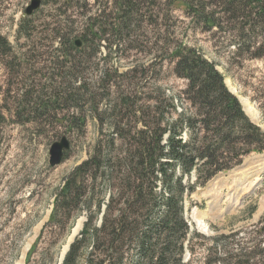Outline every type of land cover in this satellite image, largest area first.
<instances>
[{"label":"rangeland","instance_id":"1","mask_svg":"<svg viewBox=\"0 0 264 264\" xmlns=\"http://www.w3.org/2000/svg\"><path fill=\"white\" fill-rule=\"evenodd\" d=\"M31 1L0 0V36L12 50L8 57L0 54V264H26L56 195L100 140L106 144L114 138L105 149L123 154L128 142L116 130L124 137L140 130L146 104H162L166 123L189 109L183 93L188 81L175 73L176 48H196L214 63L246 114L264 130L251 100L264 91V59H254V50L247 49L252 33L243 26L252 16L243 0H42L27 15ZM54 34L79 39L81 47L63 46L69 55L60 56ZM74 58L77 67L70 68ZM59 73L69 86L53 84L61 81ZM75 77L85 83L79 91L73 90L80 84L72 82ZM53 92L66 100L60 98L34 121L19 123L30 118L25 107L17 116L22 94L35 101ZM63 136L71 147L52 167L50 147ZM263 201L264 152L251 153L188 194L185 216L194 248L186 251V262L264 264ZM87 212L86 207L78 211L66 239L63 228L47 230L31 264H62Z\"/></svg>","mask_w":264,"mask_h":264},{"label":"trees","instance_id":"2","mask_svg":"<svg viewBox=\"0 0 264 264\" xmlns=\"http://www.w3.org/2000/svg\"><path fill=\"white\" fill-rule=\"evenodd\" d=\"M243 3L252 16L243 26L252 33L247 49L254 50V59H264V0ZM24 35L30 36L27 32ZM54 35L60 39L61 47L56 49L60 56L69 55L63 46L76 49L75 38L64 40L60 34ZM239 47L245 48L243 44ZM11 52L9 42L0 36V54L5 58ZM173 55L175 73L188 81L183 93L190 113L183 110L166 123L162 104H146L140 130L124 137L114 128L128 142L123 154L105 149L114 144V138L106 144L100 140L94 153L75 167L56 195L50 219L29 251L26 264H31L47 230L53 233L63 228L66 239L84 207L88 211L86 223L62 264H80L82 260L85 264H188L185 254L194 246L185 216L186 196L240 165L251 153L264 152V130L246 114L215 64L196 48L181 46ZM75 60L70 68L77 67ZM59 77L61 81H54L55 86H69L63 73ZM72 82L80 80L75 77ZM84 84L80 82L73 90H81ZM27 97L22 94L25 100L18 105L17 116L23 115L25 107L30 118L19 123L42 117L64 98L58 92L35 101ZM251 100L264 119L263 89Z\"/></svg>","mask_w":264,"mask_h":264},{"label":"water","instance_id":"3","mask_svg":"<svg viewBox=\"0 0 264 264\" xmlns=\"http://www.w3.org/2000/svg\"><path fill=\"white\" fill-rule=\"evenodd\" d=\"M41 3H42V0H32L31 4L28 5L26 8V14L31 15L36 9H38L41 6ZM75 44L77 47H81L82 41L77 39ZM70 147H71L70 140L66 136H63L59 141H55L51 145L50 150H49L50 166L55 167L57 165H60L63 161L65 152L68 151ZM69 246H70V243H69Z\"/></svg>","mask_w":264,"mask_h":264},{"label":"bare ground","instance_id":"4","mask_svg":"<svg viewBox=\"0 0 264 264\" xmlns=\"http://www.w3.org/2000/svg\"><path fill=\"white\" fill-rule=\"evenodd\" d=\"M76 43V42H75ZM67 152V151H66ZM65 152V153H66ZM65 156V155H64ZM63 160H64V158H63ZM63 162V161H62ZM229 179V178H228ZM233 181V183H235V184H238L239 183V180L238 179H234V180H232ZM234 188V187H233ZM264 207V201H263V203L261 204V206H260V208H259V210L261 211L262 210V208ZM258 213H259V211H258ZM199 221V220H198ZM80 223L78 224V227L76 228V232H77V230L79 229V227H80ZM200 225V227L202 226L201 225V223L199 224ZM201 229H202V231H206L207 232V229L206 228H204V227H201Z\"/></svg>","mask_w":264,"mask_h":264}]
</instances>
